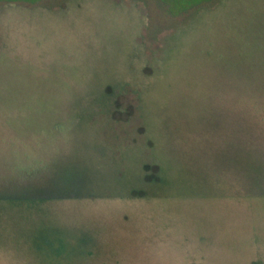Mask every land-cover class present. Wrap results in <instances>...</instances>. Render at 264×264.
<instances>
[{"label": "rangeland", "instance_id": "obj_1", "mask_svg": "<svg viewBox=\"0 0 264 264\" xmlns=\"http://www.w3.org/2000/svg\"><path fill=\"white\" fill-rule=\"evenodd\" d=\"M0 196V264H264V0H0Z\"/></svg>", "mask_w": 264, "mask_h": 264}, {"label": "trees", "instance_id": "obj_2", "mask_svg": "<svg viewBox=\"0 0 264 264\" xmlns=\"http://www.w3.org/2000/svg\"><path fill=\"white\" fill-rule=\"evenodd\" d=\"M1 197H3V196H0V201H2L4 205H10L14 209H20L21 208V209L29 210L30 208H26V207L29 206L30 204H34V203L26 201L27 199H25V198L22 199V197H19V196H4L6 198H1ZM40 197H41V200H38V202H35L36 204H34L31 207L32 210L36 211L38 209L37 207H45V205L48 204L47 203L48 198L46 199L45 197H42V196H40ZM0 206H1V204H0ZM22 206H25V207H22ZM59 233L57 232L55 234L56 236H54V238L50 236V239H48L46 246L49 247L50 249L54 250V251L60 250V251L66 252L67 250H69V246L65 243L67 241L68 235L65 234V232L64 233L59 232ZM57 236L59 239V243L57 241ZM92 254H91V256H92ZM75 255H77V254H75ZM83 257H85L84 254H83ZM72 261H69L68 263H70Z\"/></svg>", "mask_w": 264, "mask_h": 264}]
</instances>
